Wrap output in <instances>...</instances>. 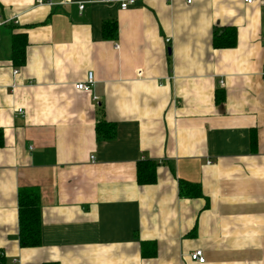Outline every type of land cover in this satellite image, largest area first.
<instances>
[{
  "label": "crops",
  "instance_id": "0c3cea01",
  "mask_svg": "<svg viewBox=\"0 0 264 264\" xmlns=\"http://www.w3.org/2000/svg\"><path fill=\"white\" fill-rule=\"evenodd\" d=\"M37 1L0 0V264H199L197 250L264 264V0ZM226 28L237 44L216 49ZM103 120L112 141L96 138ZM143 160L157 183L138 184ZM25 188L40 192L39 248L19 244Z\"/></svg>",
  "mask_w": 264,
  "mask_h": 264
},
{
  "label": "trees",
  "instance_id": "16d2710c",
  "mask_svg": "<svg viewBox=\"0 0 264 264\" xmlns=\"http://www.w3.org/2000/svg\"><path fill=\"white\" fill-rule=\"evenodd\" d=\"M105 36L114 37L117 34V26H106ZM214 47L216 49L234 48L237 44V32L235 28H226L214 32ZM13 59L16 66L21 67L25 64L26 36L24 34L13 37ZM217 103H221L224 98L216 94ZM96 138L98 141H112L117 136V126L114 123H108L103 120L96 125ZM252 149L257 147L256 134L253 132L250 136ZM4 145V133L0 130V148ZM157 163L149 160H143L137 164V182L142 185H153L157 183ZM180 197L182 198H202L204 193L202 187L198 184H192L188 181H180ZM18 195V220H19V244L21 248H39L42 245V219L40 192L35 188L19 189ZM154 251L151 255H155ZM146 255V254H145Z\"/></svg>",
  "mask_w": 264,
  "mask_h": 264
},
{
  "label": "built area",
  "instance_id": "2783aa9c",
  "mask_svg": "<svg viewBox=\"0 0 264 264\" xmlns=\"http://www.w3.org/2000/svg\"><path fill=\"white\" fill-rule=\"evenodd\" d=\"M143 1H146V0H97V1L90 2V4H93L96 2L103 6L117 5L119 9L122 11V10L129 9L130 7L136 6L138 3L143 2ZM244 1L246 4L252 5L256 0H244ZM69 2L70 0H58L59 4L69 3ZM187 3L191 4L192 0H188ZM37 4L40 6H43V5L53 6L56 3L52 0H49V1L38 0ZM78 7L82 11L85 9V4L79 3ZM6 22L7 21H3V19L0 17V25H4ZM170 41L171 39L168 38L167 42H170ZM116 47L118 48V46ZM17 72L18 71H14L15 74H18ZM94 83H95L94 74L93 72H89L87 74L86 80L83 82L77 83L75 86L78 91L91 92L92 87L94 86L93 85ZM221 84L223 85L224 83L221 82ZM19 112L22 113V110H19ZM190 257L199 264H204L206 262V259L204 258V255H203V251L201 250L194 251L193 253H191ZM14 262L15 264H17L16 260Z\"/></svg>",
  "mask_w": 264,
  "mask_h": 264
}]
</instances>
